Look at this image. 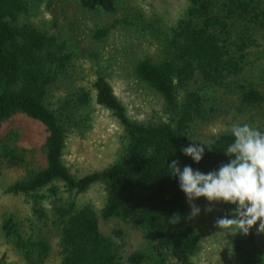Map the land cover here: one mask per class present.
<instances>
[{
    "label": "trees",
    "instance_id": "1",
    "mask_svg": "<svg viewBox=\"0 0 264 264\" xmlns=\"http://www.w3.org/2000/svg\"><path fill=\"white\" fill-rule=\"evenodd\" d=\"M41 1L0 0V169L24 168L7 191L24 195L36 218L50 219L59 229L61 258L56 264H163L164 250L175 264H193L200 234L190 223L191 206L169 164L176 160L181 171L191 166L208 174L230 162L224 151L234 140L231 129L203 138L196 128L216 113L212 91L240 72L246 49L256 41L254 31L264 25V0H187L167 29L163 56L142 57L134 65L136 77L163 99L164 116L157 119L129 116L102 73L92 82L93 95L71 83L57 92L69 81L67 67L79 52L70 39L31 20ZM79 3L85 10L109 13L117 9L118 1ZM109 28L97 26L94 37L103 38ZM234 83L241 103H264L260 88L237 79ZM94 102L121 125V148L108 165L76 175L64 162L63 152L72 132L90 128ZM17 112L45 128L41 167L28 165L19 133L4 125ZM254 128L264 132V124ZM189 137L205 144L199 163L182 151L193 143ZM95 183L106 191L99 211L91 203L78 205L62 192H82ZM112 217L147 225L154 234L148 252L135 249L123 254L122 230L106 234L101 229V221ZM1 231L27 261L44 262L49 244L42 236L25 235L13 213L4 216ZM242 235L255 241L251 230ZM151 255L159 258L150 262ZM0 264L12 263L2 255Z\"/></svg>",
    "mask_w": 264,
    "mask_h": 264
},
{
    "label": "rangeland",
    "instance_id": "2",
    "mask_svg": "<svg viewBox=\"0 0 264 264\" xmlns=\"http://www.w3.org/2000/svg\"><path fill=\"white\" fill-rule=\"evenodd\" d=\"M113 12L85 10L79 0H42L30 18L38 25L55 31L68 39L78 50L68 65V79L61 84H78L90 89L97 73L106 75L116 95L123 102L129 116L134 118H154L164 116L162 97L134 73V65L139 58L151 57L158 60L163 56L166 33L183 12L187 0H117ZM109 25L103 38H96L93 30L97 26ZM255 43L245 51L239 73L228 78L212 91L211 97L216 113L204 121L196 132L203 138L232 129L234 125L249 124L257 127L264 124V103L249 106L241 103L234 81L252 83L264 92V25L254 31ZM90 128L84 133L72 132L66 140L63 159L70 170L80 175L108 165L119 156L122 132L121 125L109 110L94 102ZM19 133L18 144L27 148L28 165L34 168L45 163L41 150L46 131L43 124L22 112H17L4 122ZM24 168L0 169V257L12 264H32L18 252L1 231V222L8 213H13L25 235L42 236L49 244V252L42 264H56L61 258L59 229L50 219L36 218L27 198L7 191V185L19 177ZM70 194L78 205L91 203L99 211L106 197L101 183H95L82 192ZM193 203L200 209L199 215H189L190 223L200 234L198 250L192 255L193 264H258L264 261V233H258L259 224L254 226L255 241L252 243L242 234H228L215 226L216 220L230 215L234 205L225 203L209 204L207 200ZM50 211L49 203H45ZM211 207L213 211H206ZM101 229L106 234L122 230L124 238L123 254L140 249L148 252L153 245V231L134 218L125 220L112 217L101 221ZM254 247V248H253ZM163 264H175L176 260L164 250ZM154 255L149 261H156Z\"/></svg>",
    "mask_w": 264,
    "mask_h": 264
},
{
    "label": "clouds",
    "instance_id": "3",
    "mask_svg": "<svg viewBox=\"0 0 264 264\" xmlns=\"http://www.w3.org/2000/svg\"><path fill=\"white\" fill-rule=\"evenodd\" d=\"M231 134L234 140L224 151L231 157L230 162L223 164L218 171L204 174L194 171L191 166H185L181 171L179 161L173 160L169 164L170 174L179 177L192 217L200 213L193 201L206 198L209 204L235 206L231 218L225 216L216 220L215 226L219 229L227 230L233 236L248 235L259 224L258 233H264V132L244 124L234 125ZM203 145L193 141L182 151L199 163L204 156ZM206 211L213 209L209 207Z\"/></svg>",
    "mask_w": 264,
    "mask_h": 264
}]
</instances>
